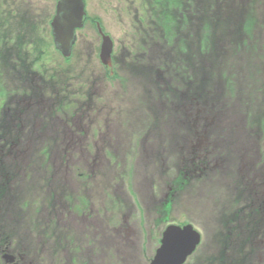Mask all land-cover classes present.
Segmentation results:
<instances>
[{"label": "rangeland", "instance_id": "374dc122", "mask_svg": "<svg viewBox=\"0 0 264 264\" xmlns=\"http://www.w3.org/2000/svg\"><path fill=\"white\" fill-rule=\"evenodd\" d=\"M0 1H4L6 9L18 10L11 16V27L4 36H17V42L34 45L28 62L41 55L48 61L41 84H37L46 92V103L54 95L72 102V111L56 112L55 117L51 116L55 120L51 125L46 119V126L39 121L34 124L35 132H44L43 137L38 135L40 140L36 137L39 132L32 134L25 124L18 136H14L12 128L7 129L19 142L13 146L9 163L1 154L6 160H0V178L5 179L7 197L0 204V233L22 239L24 245L30 243L37 249L45 242L47 250L58 256L65 254L73 242L75 251H70V255L75 256V264L77 257L80 264H149L168 223L197 224L204 237L206 228L212 227L214 233L220 234L224 221L228 219L227 225H232L236 216L231 213L230 203L243 192L235 177L242 171L248 177L257 170L264 173V165H258L264 156V133L259 127L261 120L264 124V0H236L237 4L241 1L238 6L245 14L252 9L253 39L241 41L238 46L236 35L235 40L224 41L223 57L212 64L214 53H199L195 46L197 37L191 35L190 39L188 31H180L179 36L193 52L176 60V46L171 45L169 49L175 57L171 62L160 61L167 52L163 40L157 41L155 48L147 42L151 47L150 61L144 60L154 67H164L157 69V73L152 66L142 65L145 61L135 58L142 38H138L134 23L142 15L139 3L143 0H85L86 24L76 31L75 47L68 58L50 44L51 36L47 39L57 0ZM95 20L113 41L111 76L98 54L103 41L92 22ZM232 20L227 16L223 19L225 29ZM223 37L224 32L221 44ZM17 50L23 52L10 48L6 63H11ZM14 74L2 75L6 89L26 90L13 80ZM209 84L213 86L208 87ZM217 90L220 102L212 100ZM168 96L171 102L165 99ZM206 97V104L214 103L210 107L224 110L220 116L210 118L211 126L221 129L226 136L224 142L235 147V151L232 145L233 150H227L231 156L207 170L200 169V161L206 162L212 154L216 155L218 148H214L213 142L219 135L212 133L217 129L204 124L208 110L195 111L194 118L192 108L187 109L199 106ZM8 98L13 106L16 101H23L20 93ZM8 98L6 104L11 106ZM155 99L160 102L155 103ZM202 126L206 131H201ZM63 132L75 141L67 146ZM22 137L31 140L24 149ZM13 153L19 157L18 162ZM242 157L250 159L239 160L238 171L236 161ZM75 164L84 175L82 179L75 172ZM208 174L219 178L223 175L226 183L222 184L217 177L208 179ZM177 185L180 188L176 189ZM173 189L177 193L172 196L171 205L164 208L160 199ZM73 206H83V221L72 214ZM28 227L34 232L29 230V234ZM42 228L48 230L44 235L39 231ZM211 233L208 230L209 240L195 253L203 257H189L185 264H219L220 257H210L218 253L211 243ZM230 233L238 236L233 229ZM56 236L62 244L58 251L54 246ZM237 240L240 247L245 246L246 239Z\"/></svg>", "mask_w": 264, "mask_h": 264}, {"label": "trees", "instance_id": "16d2710c", "mask_svg": "<svg viewBox=\"0 0 264 264\" xmlns=\"http://www.w3.org/2000/svg\"><path fill=\"white\" fill-rule=\"evenodd\" d=\"M155 1L156 2H151L149 4L150 16L152 19L149 20L147 24L143 25V28L140 31L142 40L138 42V46L140 44L149 45L147 42L150 43L151 41H159L162 43L161 40H163L167 46V52L160 58L161 62L173 61L171 55L173 51H171L169 47L174 44L176 46L174 50L176 60L180 59L182 55H185L186 57L193 52H190V49H187L188 44H185L184 39L179 36L180 31H188L190 39L192 38L191 35L197 37V43H195V46L199 48V53L202 55H213L214 53V58L210 64L223 57L224 41L235 40L234 35H236V40H238L237 46L241 41L244 42L249 39L251 42L253 39L251 25L255 20L254 14L252 9H249V11L247 10L245 14L244 10H241L238 6L241 1H239L238 4L236 0H201L200 2H193V0ZM152 7L156 10L155 12ZM9 10L10 9L5 8L4 1H0V66H2V64L4 65V68L1 67L2 70L0 68V105H2V107L4 106V102L6 103V99L8 98L7 95L10 93L9 89H6L7 87H5L6 84L2 83V75L15 73L13 80L18 82L21 87H25V89L28 90L27 95L30 96L31 99L29 100L30 102L16 101V106H7V108L15 111L16 113L18 112L23 117L28 116L27 110H34L35 113H39L41 115V118H46L48 123L51 125V121H54L51 119V116L55 117V111L59 113L70 112L72 109V102L67 101L65 98L58 95H54L53 100L48 103H46L44 99L40 98L43 90L39 89L37 84H41L42 77L44 76L43 69L48 61L43 60L41 55L40 58H37L34 62H28V55L35 49L34 45L32 44L31 46H27L17 42L19 40V37L17 36H4L5 31L11 27V16L16 15L15 12ZM221 11L224 12L225 15H218ZM226 16L233 20L231 24L226 25L225 29V22L223 19ZM223 32L225 38H222L223 42L221 44V34ZM218 33L220 37L217 36ZM48 36H50V34H47V39ZM47 39L45 38V40L49 42L50 40ZM10 48H18L23 51L20 53V51L17 50L16 54L12 55L11 63H18V65L14 67H9L11 63H6V57ZM8 68L11 69L8 70ZM162 68L164 67H161L160 65L159 69ZM47 73L52 75L51 71H48ZM54 76L55 75L52 76V79L55 78ZM213 84H209L208 87H212ZM48 88L55 90V88L51 86H48ZM11 92L14 93L12 90ZM197 96L199 97L200 95L198 94ZM37 101H40L41 103L39 104L38 102L36 105ZM30 103H32L34 108L32 105H29ZM64 104L66 105L63 108L62 105ZM11 119V117L5 116L4 120L0 122V125L5 127V130L0 131V144L3 145V147L5 146V148L0 151V157L2 153L3 156L7 157L8 153L12 151L13 142H15V139L8 137V132L6 131V125L11 122ZM46 124L43 123V126H46ZM14 126L19 127L17 124ZM63 133L66 134L63 136V139L67 146L75 141V139L71 138L67 132ZM18 134L19 132H17L14 136H18ZM40 134L42 135V133ZM17 159L18 156L14 159V161H17ZM78 166L79 165H77L75 172H78V178L82 179L84 175L78 171ZM2 179L3 178H0V185L3 183ZM1 190H3V188H1Z\"/></svg>", "mask_w": 264, "mask_h": 264}, {"label": "flooded vegetation", "instance_id": "af4514ba", "mask_svg": "<svg viewBox=\"0 0 264 264\" xmlns=\"http://www.w3.org/2000/svg\"><path fill=\"white\" fill-rule=\"evenodd\" d=\"M73 47H75V43ZM112 54H113V59H114V51ZM211 153L213 152L211 151ZM226 156L220 159H224L226 158ZM213 162L215 164H219L218 158L212 154V156L210 157V159H208V161L200 162V169H205V170L212 169ZM236 166H238L237 162H236ZM218 176L219 175H216L218 181H220L222 184L226 183V180L223 179V177L225 176L222 175L220 178ZM206 177H208V179L216 178L215 176L211 174L206 175ZM232 178H234V176ZM235 178H236L235 181H238V182L244 181V179L246 178L245 185L247 187V191L242 194L246 196L247 201L249 200L248 210H247L248 212L246 215L248 218V221L238 223V226H236L235 228V234L238 233V236L236 237L231 236V233H230V231L233 229L235 225L234 224L227 225L225 221L223 223V226H222L223 228L220 234L214 233V228L212 227L206 228L207 235L206 237H204V235L201 233L203 235V238H202V242L200 245H204L206 243L207 238H208V230H211L212 231L211 243H214V247L215 246L217 247L218 253L210 254L211 255L210 257H220L218 259L219 264H260L261 262L264 263V186L257 190V184L255 182V175H251V177H248L247 175L239 174ZM232 185L233 183L231 184V186ZM176 193L177 192L174 191V189L170 190L167 194H165L162 201L160 199V203H161L160 205L162 206L166 205L164 208H167V205H171L172 196L175 195ZM256 197L259 198L258 203L255 202ZM240 203H242L240 200L233 198L230 203V206H237V204H240ZM254 204H256V207H258L259 210L263 211V215H262L263 218H261L260 220H255ZM244 207L242 211L245 210ZM236 211L237 210H233L231 213H235ZM71 212L72 214L75 215V206L72 207ZM76 216L80 217L78 213H76ZM81 217L83 221L85 217L83 215ZM41 220L44 221L42 218ZM38 222H40L39 219H38ZM191 224H193V226L196 229L201 230V227H199L197 224H194V223H191ZM72 228L75 230V226H73ZM29 230L31 233L34 232L33 230L30 229V227H28L29 234H30ZM39 231H41L42 234L44 235L47 233L48 230L42 228ZM22 235H20L19 238ZM238 237H242V239H246L244 240L245 246L240 247V241L237 240ZM56 238H55L54 246L57 248V251H58V248L61 249L62 244L60 243V239L57 236ZM204 238H205V242H204ZM219 243H221V245ZM34 245H35V242H34ZM205 246H208V245H205ZM47 248L48 247L46 246L45 242L41 244V249H37L36 247L31 246L30 243H29V246L24 245L22 239H15V238L13 239L11 238V236L8 237L6 235H3V233H0V264H60L63 261L69 262L70 264L76 263L75 256L70 255V251L71 253L72 251H75V245L73 242H72V245H69L67 247L65 251L66 255L63 253L62 256L61 255L58 256L56 252L47 250ZM188 257H203V255L195 256V253H192ZM77 261H78V264H80L79 257H77ZM221 261H224V262H221Z\"/></svg>", "mask_w": 264, "mask_h": 264}, {"label": "water", "instance_id": "95a60500", "mask_svg": "<svg viewBox=\"0 0 264 264\" xmlns=\"http://www.w3.org/2000/svg\"><path fill=\"white\" fill-rule=\"evenodd\" d=\"M84 15L83 0H58L51 21L55 46L68 56L75 41V29L82 26ZM112 42L103 36L100 59L110 65ZM199 242V234L190 224L183 227L169 225L162 234L161 245L156 250L150 264H182Z\"/></svg>", "mask_w": 264, "mask_h": 264}]
</instances>
